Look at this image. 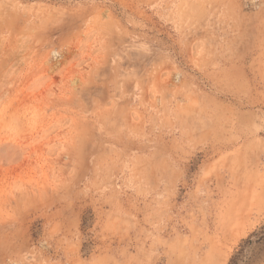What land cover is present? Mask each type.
<instances>
[{"label": "rangeland", "instance_id": "obj_1", "mask_svg": "<svg viewBox=\"0 0 264 264\" xmlns=\"http://www.w3.org/2000/svg\"><path fill=\"white\" fill-rule=\"evenodd\" d=\"M0 264H264V0H0Z\"/></svg>", "mask_w": 264, "mask_h": 264}]
</instances>
